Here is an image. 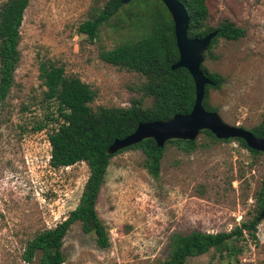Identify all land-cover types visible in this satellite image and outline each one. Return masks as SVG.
I'll use <instances>...</instances> for the list:
<instances>
[{
  "label": "rangeland",
  "instance_id": "1",
  "mask_svg": "<svg viewBox=\"0 0 264 264\" xmlns=\"http://www.w3.org/2000/svg\"><path fill=\"white\" fill-rule=\"evenodd\" d=\"M105 1L30 0L24 12L14 84L0 104V264H39L38 256L23 260L26 240L66 217L88 176L84 161L49 164L51 125L34 129L54 112L43 101L39 63L62 64L66 76L87 83L96 92L93 108L127 107L132 98L150 104L139 89L142 74L101 58L104 50L144 34L149 22L138 18L146 4L123 3L94 40L78 31ZM207 5V24L229 20L245 30L237 40L218 38L204 56V66L223 78L219 88L209 89L208 103L224 122L249 130L264 116V0H207ZM197 142L191 152L167 143L156 179L142 166L141 150L112 156L96 205L110 244L99 247L74 224L63 241V264H156L168 255L175 233L229 231L252 218L264 187V154H252L236 140L212 143L202 133ZM235 248L230 257L210 250L184 264H264V219L256 238L245 232Z\"/></svg>",
  "mask_w": 264,
  "mask_h": 264
},
{
  "label": "trees",
  "instance_id": "2",
  "mask_svg": "<svg viewBox=\"0 0 264 264\" xmlns=\"http://www.w3.org/2000/svg\"><path fill=\"white\" fill-rule=\"evenodd\" d=\"M29 1L0 2V104L5 102L14 84L15 70L20 60V27ZM140 1L146 6L141 4L144 14L138 19L143 20L145 17L149 22L148 29L134 41L104 50L101 58L118 68L142 74L145 80L139 89L143 97L151 99L149 105L143 106L141 98H132L127 107L93 108L91 102L96 92L87 83L76 76H66L62 64L51 60L39 63L38 78L44 88L43 101L52 105L54 112L52 116H47L45 122H38L34 129L43 130L51 125L47 133L50 144L49 164L59 168L84 161L88 167V176L77 205L66 217L53 226L34 231L26 240L22 252V258L26 262L30 263L38 256L39 264H63V241L74 224H78L84 233L92 234L99 247L109 246V233L98 215L96 205L112 156L128 148L141 150L144 154L142 166L156 179L160 174L167 143L174 144L186 152H191L198 146L197 139H171L163 147H159L152 138H146L115 153L108 151L115 139L131 134L139 123L164 121L175 114H187L195 100L194 81L188 70L183 67L171 69V65L179 56L170 14L159 0ZM179 1L189 16V38H200L209 32L217 31L204 56L210 52L218 38L237 40L245 35L244 28L229 20H224L216 26L207 24V0ZM123 5L121 0H106L95 16L80 23L78 31L86 34L89 40H94L100 25L115 16ZM200 68L214 82L205 85L203 107L218 112L216 107L208 103V91L210 88H219L223 78L216 72H210L203 63ZM249 130L256 137H263L264 116ZM200 133L212 143L236 140L252 154H264L248 148L240 138L218 139L209 130H202ZM258 200L256 214L241 221L229 231L192 230L188 233L173 234L169 241L168 255L156 264H184L188 258L210 250L217 252L220 257L232 256L236 251L235 241L244 237L245 232L251 238H256L257 225L264 219V216L260 217L262 191L259 192Z\"/></svg>",
  "mask_w": 264,
  "mask_h": 264
},
{
  "label": "water",
  "instance_id": "3",
  "mask_svg": "<svg viewBox=\"0 0 264 264\" xmlns=\"http://www.w3.org/2000/svg\"><path fill=\"white\" fill-rule=\"evenodd\" d=\"M131 0H121L127 3ZM166 7L173 21L174 36L178 50V60L171 65V69L185 68L188 70L195 86V100L191 111L187 114H175L168 120L141 122L135 130L121 139H115L108 151L115 153L124 148L152 138L157 146L163 147L168 140H195L202 130H209L218 139L240 138L248 148L264 152V136L256 137L250 130L238 125L224 122L214 111L203 107L206 84H214L201 70L211 39L217 34L214 30L200 38H189L187 29L189 16L184 5L179 0H159ZM264 216V187L262 190V207L260 217Z\"/></svg>",
  "mask_w": 264,
  "mask_h": 264
}]
</instances>
